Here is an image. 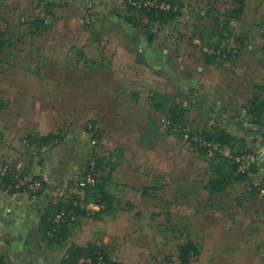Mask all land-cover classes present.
I'll use <instances>...</instances> for the list:
<instances>
[{
	"label": "crops",
	"instance_id": "crops-1",
	"mask_svg": "<svg viewBox=\"0 0 264 264\" xmlns=\"http://www.w3.org/2000/svg\"><path fill=\"white\" fill-rule=\"evenodd\" d=\"M46 1L50 3L49 9L54 14V20L50 25L36 24L37 10L34 16H28L32 7L33 10L37 8L38 0H0V16L4 21L3 9H6V16L9 10L8 15L19 18L16 21L18 31L13 33L10 32L9 24L0 19V35L5 40L0 51V63L4 61L7 65L10 64L7 69H0V169L3 164L8 163L23 175L40 179L43 183L42 192L33 197L24 192L15 194L6 190L0 176V261L2 260L4 264H65L67 251L71 247L98 245L104 249L112 264H145L141 260L143 250L150 254L149 250L152 247L159 249L160 246L168 245L167 242L170 240L176 238L180 240L182 233L168 235L158 231L153 235L151 243L147 244L145 240L147 234L136 232L139 227L120 232L125 222L120 221L118 213L135 209L139 203L146 204L148 210L146 224L154 230L156 225L160 227L163 223L169 222L170 217L165 210L153 212L151 210L153 203L151 204L148 199L154 196L155 190H159L160 204L165 203L168 207L169 200L173 199L176 202L180 195L185 196L184 182L176 173L174 179L170 180L172 171L160 169L158 185L155 181L150 184L151 175L147 164L142 167L133 166L131 172L133 176L141 177L140 184L135 187L128 184L116 185L113 174L119 172L120 168L126 166V161L130 160L128 144L131 141L135 140L134 142L140 146H145L146 142V145L152 147L154 143L170 138L173 132L161 122L166 116L162 108L155 110L148 100L138 105L131 101L132 97L122 98L123 94L119 93L118 89L119 75L116 71L120 55L117 50L118 43L111 41L107 61L102 59L97 61L87 56V52H91V47L85 42L87 36L81 33V29L76 31L67 24L72 15L66 12V0ZM60 21L62 23L58 24ZM133 61L132 58L131 64H134ZM107 63L111 65L113 72L105 71ZM249 64L248 61L244 65L245 78L239 80L242 92L238 95L232 84L224 85L220 89V93L224 95L219 98L221 100L217 108L213 106L214 102H211L212 90L215 88L210 84L212 79L209 75H204V78L200 79L191 78V81L186 78L185 81L193 85L200 83V87L202 83L207 85L204 95L201 94L202 98L199 99L194 94L191 97L193 103L189 104V109L195 110L194 113L202 106L201 110H205L206 115L214 114L213 118L219 122L214 123V119H206L204 127L210 128L219 124L220 127L231 130L236 139L240 137L246 144H258L262 141L261 138L264 139V127L256 125L254 118L247 111L251 98L264 97V91L258 88L264 84L262 76L257 73L248 74ZM21 70L23 74L20 73ZM256 70L255 67L254 71ZM6 81L13 82L11 87L13 85L14 88L6 84ZM156 91L160 94L165 93L164 89ZM144 99L146 100V97ZM185 108L187 107L184 106V118L187 120L191 111L187 112ZM262 120L264 124V111ZM89 125L93 129L96 128L94 135L84 131ZM48 134L57 135V143L45 149L36 148L32 139ZM96 134L99 136L98 143L103 151V161L106 162V165L101 164L98 175L106 182L107 191L112 197L109 211L102 213L98 209L91 211L85 207L86 210L75 212L71 221L65 223L64 239L58 243H47L42 239L40 220L47 213L50 204L72 198L66 194H81L74 188L78 189L80 175L83 176L85 171L90 137L97 139ZM258 135L260 140L257 141ZM34 148L37 150L36 154ZM223 148L226 149L223 154L228 156L229 149ZM141 152L136 155L135 160L141 157ZM161 154L162 156L158 155V160L171 157V154L166 152ZM178 156V161L182 160V154L179 153ZM177 157L174 159L176 163ZM156 159L149 156L150 161ZM116 161L120 162L114 163ZM207 171L209 173L206 172L205 176L209 178L212 172L210 168H207ZM258 171L261 175L260 180L264 179V168L259 166ZM190 180L193 192L191 197L197 201L200 199L197 197L199 190L205 189L204 184L199 182L196 176H191ZM109 186L114 187V190ZM119 186L125 187L124 190L121 188L120 191ZM230 186H226L224 191ZM144 189L148 190V195H142ZM208 197L207 192V204L200 206L197 201L192 205L191 221L193 217H198V212L204 206L207 210L223 207L220 204L216 206ZM167 198L169 200H166ZM236 200L237 204L240 203L241 196ZM122 202L125 204L122 205ZM34 211L40 215L39 218L30 217ZM259 211L264 214V210ZM52 214L50 211L49 215ZM130 215L126 225L137 224L135 219L140 220L143 216L140 210L130 211ZM232 223L233 227L237 224ZM229 227L231 228V225ZM239 238L241 240L243 236ZM187 240L193 241L190 235ZM260 250L258 242L255 253H259ZM159 255L158 252L153 253L149 258L156 260ZM165 255L161 258L162 264H172L166 263Z\"/></svg>",
	"mask_w": 264,
	"mask_h": 264
},
{
	"label": "rangeland",
	"instance_id": "rangeland-1",
	"mask_svg": "<svg viewBox=\"0 0 264 264\" xmlns=\"http://www.w3.org/2000/svg\"><path fill=\"white\" fill-rule=\"evenodd\" d=\"M130 2V0L65 1L66 12L72 15L67 23L68 26L73 27L76 31L81 29V33L87 36L85 42L91 47V52H87V56L97 61L99 59L107 61L106 57L110 54L109 47L111 41L118 43L117 50L120 55L119 66L116 68V71H118L119 75L118 89L119 93L123 94L122 98L129 96L131 99L132 97L131 101H134L138 105L148 100V103L151 105L153 100L149 96L152 92H157L156 89H164L165 93L161 94L165 97V101L162 100V97L159 100L155 99L160 101L161 104L163 103V114H167L169 109L174 105L185 106L188 112L191 111L189 104L193 103L191 97L195 94L197 98L201 99V94L202 96L204 95L207 85L202 83L200 87V83L198 85L188 84L185 79L188 78L191 81V78L200 79L204 78V75H209L212 79L210 84L215 88L212 90L211 97L213 101L211 102H214L213 106L217 108L221 100L219 98H222L224 95V93H220V89L224 85L232 84L238 95L242 92L239 80L242 77L245 78L244 65L248 61L250 62L248 74L257 73V75L262 76L264 84V37L260 35V23L264 20V0H243L242 13L230 19L229 28L223 30L217 27L215 18L217 13L227 16L228 12H232L237 8L238 4L234 0H180L181 7L177 10V14L173 19L165 23L148 18L144 12L132 7ZM36 7L35 10H33V7V9L29 10L28 16H34L36 10L37 16L42 15L43 11L38 9V5ZM5 12L6 9H3L5 21L10 26V32H17L16 21L19 18L8 15L9 10H7V16ZM0 19H2V22H5L2 16H0ZM30 19L32 18L30 17ZM61 23L62 21L58 22V24ZM2 29H4V26ZM70 36L72 37L73 34H70ZM240 36L244 37L243 43H236V38ZM214 43L222 47L237 45L241 47V51L233 58H211V63H209L207 61L209 56L205 54L203 48L209 46L208 44ZM3 58L5 59L6 56ZM132 58L134 59V64H131ZM107 64L105 71L113 72L111 65ZM9 65L3 61L0 63V69H7ZM255 67L257 68L256 71H254ZM20 73L23 74V70ZM194 82L196 81L194 80ZM6 84L11 87L13 82L6 81ZM11 88H14L13 85ZM145 97L146 100L144 99ZM198 108L202 109L203 107ZM201 109L196 113L193 110L188 115L186 130L189 132H201L206 119H214V123H219L213 118L214 114L211 113L208 116L205 110ZM133 114L137 115L136 113ZM95 129L84 131L94 135ZM181 138L182 140H179ZM258 140H260L259 135L257 136ZM261 140L258 144H246L243 139L238 137L232 149L227 147L229 149L227 157H232L233 161L243 151L256 155L258 158L254 164L255 166L253 165L254 167L248 174H245L240 180L234 181L230 187L217 196V204L223 206L222 210L216 207L207 210L204 206L198 212V217H193L192 221V205L197 201L200 206L207 204L208 191L203 188L200 189L197 194V197L199 196L200 199L195 201L191 197L193 192L190 186V177L196 176L198 177V181L203 183L208 181L205 173H209L207 168H210V164L215 162V159H212L213 155H211V151L210 153L202 154L200 149L192 145L191 139H184V135H181L180 131L173 132L170 138L162 142L158 141L152 147L146 145V142H144L145 144L143 143L145 146L137 145L134 142L135 140L128 144L130 160L126 161V166L120 168L119 172L113 174V180L116 181V185L128 184L129 186L134 185L133 187L139 185L141 177L133 176L131 173L134 169L133 166L138 165L142 167V165L147 164L149 165L151 175V178L149 177L150 184L154 181H159L158 174L160 169L166 172H170L171 170L172 177L170 180L174 179L176 173L178 178L183 180V186L186 189L185 196L180 195L177 198L179 201L174 202L173 199L169 200L167 198L166 200L170 202L168 207L165 206V203L163 205L160 204V191L155 190L153 192V197L155 198L148 199L151 204L153 203L151 210L153 212L165 210L170 217L169 222L163 223L160 227L156 225L154 230L146 224V216L148 215L146 204L139 203L135 209L130 210H140L144 216L140 220L135 219L137 222L135 225L131 223L126 225L127 218L131 216L130 211L119 213L117 211L120 221L125 222L121 226L120 232L139 227L140 229L136 232L147 234L145 235L147 244L151 243L153 235L158 231L168 235L182 233L180 240L176 238V240L168 241V245L160 246L159 249L157 247L153 249L152 247L149 250L150 254L160 253L156 260L149 258L150 254L143 250L141 254L142 262L145 264H162L161 258L167 254L165 255L167 256L166 263L179 264L178 245L186 241L190 235L199 246L200 251L198 255L190 258L189 264H264V214L262 211H259L264 210V195L258 193L251 195L249 193V184L254 186L256 183H264V179L260 180L261 175L258 171L259 166L264 168V139L261 138ZM89 141L88 160L91 157H97L101 164L106 165L105 160L103 161V151L100 149L101 146L98 143V138L90 137ZM35 147L38 149L49 148H39L37 145ZM34 150L36 154L37 150L35 148ZM140 151H142L141 157L138 158L140 162H137L138 160H135V157ZM224 151L226 149L221 148L220 152L224 153ZM165 152L171 154V157L165 158V160H158V155L162 156L161 153ZM179 153L183 156L180 161H178ZM149 156H154L157 159L150 161ZM176 157L178 163L174 160ZM119 162L116 161L114 163ZM78 186L80 190L76 188L74 190L80 191L81 194L72 193L66 194V196L70 195L73 199L84 203L86 194L82 175H80ZM109 187L111 190H114V187ZM119 187L120 191H122V187ZM124 188L122 189L124 190ZM19 192H24L31 196L25 190H20ZM237 195L238 197L241 196V200H238L240 203L238 204L236 200L238 198ZM121 204L124 205L125 203L122 202ZM240 204L241 206H239ZM90 214L86 215L91 216ZM30 217L37 219L40 215L35 213L30 214ZM232 222L237 224L233 227L234 223ZM229 225H231V228ZM241 236H243V239L240 240L239 237ZM258 242L261 250L259 253H255V247ZM167 258L170 259L168 260Z\"/></svg>",
	"mask_w": 264,
	"mask_h": 264
},
{
	"label": "trees",
	"instance_id": "trees-1",
	"mask_svg": "<svg viewBox=\"0 0 264 264\" xmlns=\"http://www.w3.org/2000/svg\"><path fill=\"white\" fill-rule=\"evenodd\" d=\"M234 1L238 4V6L232 12H228V13L226 12L227 16L221 13H217L215 22H216L217 27L220 30L228 29L229 24H230L229 20L233 19L234 17L239 16L242 13L243 0H234ZM156 2L157 3L163 2L165 4H168L169 8L168 9L159 8V7H150V8L134 7V8L139 11L144 12L148 18L154 21L165 23L173 19L175 15L177 14V10L181 7L180 0H156ZM37 3H38L37 4L38 9H41L44 14L52 15V20L49 23H44L43 18L41 16H37L38 19L35 20L36 24L37 25H50L52 21L54 20V14L49 9L50 3L47 2L46 0H38ZM41 3H42L41 5L42 7L40 6ZM262 21L263 22L260 23V26H261L260 35L264 37V20ZM235 41L236 43H243L244 37L240 36L236 38ZM4 43H5V40L2 39L0 35V51L2 50ZM208 45L215 50H220L222 54V55H213V54L205 53L207 54V56H209L207 58V61L209 63H211V60L214 58L221 59V58L236 57V55L239 54L241 51L240 50L241 47L237 45L223 46V47L218 45L217 43L208 44ZM233 51H235L234 55L232 54ZM223 54L225 55L223 56ZM258 88L264 91V85H260L258 86ZM151 97L153 100V102L151 103V106L155 110H159L161 108L164 109L163 103L161 104L160 101H158L159 98L161 97H162V100L165 101V97L163 96V94L154 92L150 95V98ZM155 99H158V100H155ZM263 111H264V97L255 96L254 98H251L248 103L247 112L249 115H251L254 118V122L257 123V124L255 123L256 125H260V126L263 125L264 127L263 120H262ZM161 122H163L167 126V128L171 130L172 132L180 131L181 135H184V133L187 132L191 135H197L203 138L205 141L210 143V146H198L193 143L192 145L200 149V152L202 154H207V153H210L211 151V155H213L212 159H215V162L210 164L212 175L208 178V181L206 183L205 182L203 183L204 184L203 187L208 191V194H209L208 200L211 202L213 201V204L217 206V196L224 191L225 187L228 185H231L232 183H234V181L240 180L245 175V174H241L237 176L234 175V171L237 166L236 160L233 161L232 157H227L223 153L220 152L221 148L223 147H228L232 149L233 144L237 141L235 135L231 132V130H227L224 127H220L219 124L216 126L215 125L211 126L210 128L203 127L201 132L200 131L189 132L188 130H186V120L184 118V107H181V105H174L171 109H169L166 116L162 118ZM86 130L88 131L93 130V128L90 125V128L87 127ZM56 137L57 135L48 134L44 137L34 138L32 139V142L38 147L40 146L50 147L57 143ZM95 137L98 138L99 136L96 134ZM213 145H215L216 147L214 146L215 148H213ZM243 152H240L239 154ZM91 160H93L99 168L101 166V162H99L97 157H91L86 164L85 171L82 176V180L85 176L88 163ZM8 165L10 166V164ZM11 179H12L11 174H7L6 176L2 177L3 185L6 186L10 182ZM158 183L159 181H156L157 185ZM84 191L86 194V200L84 203L81 202L80 200H75L72 197L65 201H57V202L50 204V207L47 210V213L40 220L41 221L40 223L42 226L41 235L44 241L51 244L54 242L56 243L61 242L64 239L65 232H66L65 223L71 221L72 218L67 217L65 218L63 222H59L57 224L52 223L53 215L59 210H61L62 208L73 209L74 213L75 212L77 213V211L81 212V210H86L84 204L88 202H94V203L103 205V207L99 209L100 212L105 213L109 211V204L111 202L112 197L107 191L106 182L101 180L100 175H97L95 177V181L93 184H85ZM147 192L148 190L144 189V191L142 192V195L144 196L148 195ZM250 193L251 195H256L258 193L257 185L253 186L252 184H250ZM74 201H77V203H82L83 205L75 206ZM50 211L53 212L52 215H49ZM199 251H200L199 246L192 240H186L183 243H180L178 245V253H179V260H180L179 264H189L190 258H192V256L198 255ZM67 253H68V256L64 260L65 264H80L78 260L80 258H86V257L90 258L91 260L89 264H98L99 262L98 253L99 255L103 256L104 261L108 262L109 264H112V262L107 258L104 252V249L98 245L97 246L90 245L87 247H71L67 251ZM0 264H4L2 260L0 261Z\"/></svg>",
	"mask_w": 264,
	"mask_h": 264
},
{
	"label": "built area",
	"instance_id": "built-area-1",
	"mask_svg": "<svg viewBox=\"0 0 264 264\" xmlns=\"http://www.w3.org/2000/svg\"><path fill=\"white\" fill-rule=\"evenodd\" d=\"M130 4L133 7L137 8H150V7H159L168 9L169 5L165 4L163 2L157 3L156 0H130ZM42 3L40 4V6ZM42 7V6H41ZM40 7V8H41ZM41 17L43 18L44 23H49L52 20L51 14H44L42 13ZM204 52L207 54H213V55H222L220 50H215L210 46H206L203 48ZM234 52L232 54L234 55ZM225 54H223L224 56ZM90 128V125L88 126ZM191 139V143L198 145V146H210V143L205 141L203 138L197 136V135H191L187 132L184 133V139ZM94 142V140H92ZM49 145V144H48ZM43 147V146H40ZM48 147V146H47ZM257 156L253 153L249 152H243L238 155L236 158L237 166L234 171V175H241V174H248L253 167V165L256 163ZM99 167L97 164L91 160L88 163V167L85 172V176L83 178L84 184H93L95 181V177L99 174ZM7 174L12 175V179L10 182L6 185V190L11 191L13 193H18V191H27L31 194V196H36L43 190V184L42 181L36 178H30L27 175L21 174V172L17 171L16 169H13L8 164H3L0 169V176L1 178L6 176ZM257 191L258 194L264 195V183H257ZM74 205H83L82 203H77V201H74ZM86 208H88L91 211H94V209H100L103 207L101 204H97L94 202H88L84 204ZM74 216V210L73 209H65L62 208L58 212H56L53 215L52 223L57 224L59 222H63L65 218H73ZM98 264H109L108 262L104 261V258L102 255H99L98 253ZM91 262L90 258H81L79 263L80 264H89Z\"/></svg>",
	"mask_w": 264,
	"mask_h": 264
},
{
	"label": "water",
	"instance_id": "water-1",
	"mask_svg": "<svg viewBox=\"0 0 264 264\" xmlns=\"http://www.w3.org/2000/svg\"><path fill=\"white\" fill-rule=\"evenodd\" d=\"M34 214L36 213V211L33 212Z\"/></svg>",
	"mask_w": 264,
	"mask_h": 264
}]
</instances>
